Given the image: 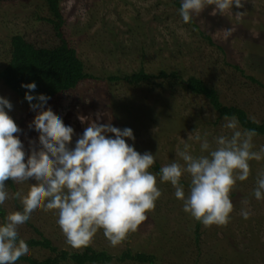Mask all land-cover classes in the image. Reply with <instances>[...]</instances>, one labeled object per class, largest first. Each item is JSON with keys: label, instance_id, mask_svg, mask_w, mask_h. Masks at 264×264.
Instances as JSON below:
<instances>
[{"label": "rangeland", "instance_id": "rangeland-1", "mask_svg": "<svg viewBox=\"0 0 264 264\" xmlns=\"http://www.w3.org/2000/svg\"><path fill=\"white\" fill-rule=\"evenodd\" d=\"M175 0H61L59 9L64 21L62 33L84 64L87 74L97 78L85 80L76 89L48 102V106L65 125L82 134L88 123L100 116V123L114 127H128L133 131V144L140 153L155 155L160 168L174 159L178 147L194 129L212 137L227 133L221 128L222 118L208 101L182 90L130 87L123 81L110 82L111 76H124L143 69L148 74L178 72L182 80L190 76L201 79L214 88L225 106L244 110L258 123L264 122V0H247L242 9L233 13L211 15L212 6L205 8L190 23H183ZM181 2V0H180ZM236 11H244L240 18ZM49 16L42 0H0V67L10 59V39L21 35L38 48L59 44L53 26L38 21ZM231 35L225 36V29ZM209 36L213 46L202 36ZM235 67L237 69H235ZM256 79L262 87L252 83ZM0 96L12 104L9 115L21 129L19 138L30 147L37 133L29 129L34 112L0 81ZM111 135V134H109ZM76 135L73 136V143ZM254 151L264 146V137L253 138ZM196 154L199 145L194 144ZM246 180H237L229 193L233 210L224 226L205 227L200 224L196 241L197 221L183 212L182 201L174 197L173 187L160 183L162 195L155 208L146 213L148 219L116 247H112L98 230L89 244L94 251L119 256L123 251L154 255L158 264H264V200L257 201L253 189L260 173L264 172V158L249 161ZM189 178L182 177L187 185ZM13 183V182H12ZM34 181H7L9 193H27ZM6 216L22 210L20 199H12L0 206ZM252 215L243 219L241 210ZM55 210L36 212L31 221L19 228V237L26 241L47 239L57 252L81 253L71 248L56 223ZM0 223H3L0 217ZM50 251L31 248L28 258L43 261L55 257ZM17 264H27L17 262ZM60 264H73L70 261ZM110 264H134L130 262Z\"/></svg>", "mask_w": 264, "mask_h": 264}, {"label": "clouds", "instance_id": "clouds-1", "mask_svg": "<svg viewBox=\"0 0 264 264\" xmlns=\"http://www.w3.org/2000/svg\"><path fill=\"white\" fill-rule=\"evenodd\" d=\"M247 0H181L179 16L190 23L195 16L212 6L211 15L233 13L242 9ZM240 18L244 11H236ZM231 29H225V36ZM27 91L24 100L35 114L28 125L37 133L30 147L19 138L21 129L9 112L11 102L0 96V206L20 199L22 210L10 212L0 223V264H17L31 254L29 245L19 237V228L28 224L40 211L55 210L57 225L67 245L74 249L89 246L98 230L110 246L121 244L131 232L148 219L147 212L155 208L162 192L159 182L169 183L174 197L182 201L183 212L203 226H224L230 221L233 205L229 193L237 180L244 181L250 173L249 161L264 158V146L254 151L255 129H244L233 114L223 116L222 129L227 133L212 137L195 129L188 133L182 147L176 150L178 159L162 166L154 174L149 169L155 155L140 153L133 144V131L100 123V116L88 123L82 134L65 125L48 106L49 97L36 93V84H21ZM31 93V94H30ZM111 134V135H109ZM76 135L73 143V136ZM194 144L199 145L196 154ZM187 176V191L182 177ZM34 181L26 194L9 193L5 181ZM253 196L264 200V172L260 173ZM247 220L252 212L241 210Z\"/></svg>", "mask_w": 264, "mask_h": 264}, {"label": "trees", "instance_id": "trees-1", "mask_svg": "<svg viewBox=\"0 0 264 264\" xmlns=\"http://www.w3.org/2000/svg\"><path fill=\"white\" fill-rule=\"evenodd\" d=\"M47 9L49 16L37 17L38 21L46 22L53 26V30L59 44L51 48H38L32 43L25 40L21 35H15L10 39V59L8 63L0 67V81L2 84L13 92L22 102L24 94L27 91L21 87V84L34 82L36 84V93L44 94L49 97V101L76 89V87L85 80L97 79L89 75L84 70L83 62L78 58L76 51L69 47L62 33L64 21L59 9L61 0H42ZM174 5L180 7V0H175ZM192 22V21H191ZM209 45H214L209 36H204ZM235 69H237L235 67ZM252 83L262 85L254 78L248 77ZM110 82L123 81L130 87L151 88L174 90V87L180 85L182 90L195 96L205 98L218 118L223 116L235 115L242 128L255 129V137H264V122L258 123L250 119L247 113L234 106H225L221 103L218 92L206 85L201 79L190 76L182 80L181 75L176 71L170 73L160 71L158 74H148L140 69L132 74L124 76H111ZM31 94V93H30ZM160 167L155 165L153 170L159 172ZM10 187L15 189L12 181L7 180ZM0 217L5 220L4 211L0 209ZM200 222L197 221L195 228L196 241L198 242L200 234ZM26 243L31 248H41L56 254L55 257H49L43 261H36L31 258H24L20 262L27 264H60L61 262L70 261L73 264H110L130 262L134 264H158L154 255L145 253H132L130 250L123 251L119 256H112L105 251H94L90 247H85L81 253H67L64 251L57 252L51 242L47 239L29 240Z\"/></svg>", "mask_w": 264, "mask_h": 264}]
</instances>
